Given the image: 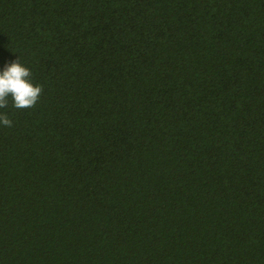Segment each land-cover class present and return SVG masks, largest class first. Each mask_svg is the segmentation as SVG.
Masks as SVG:
<instances>
[{"label":"trees","instance_id":"obj_1","mask_svg":"<svg viewBox=\"0 0 264 264\" xmlns=\"http://www.w3.org/2000/svg\"><path fill=\"white\" fill-rule=\"evenodd\" d=\"M0 264H264V0H0Z\"/></svg>","mask_w":264,"mask_h":264},{"label":"clouds","instance_id":"obj_2","mask_svg":"<svg viewBox=\"0 0 264 264\" xmlns=\"http://www.w3.org/2000/svg\"><path fill=\"white\" fill-rule=\"evenodd\" d=\"M43 93V85L34 83L31 70L21 60L11 62L0 71V108L7 107L9 98L16 109L34 107ZM0 124L11 127L12 120L0 113Z\"/></svg>","mask_w":264,"mask_h":264}]
</instances>
